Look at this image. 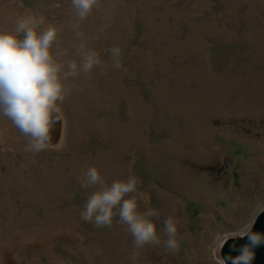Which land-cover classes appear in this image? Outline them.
<instances>
[{"label":"rangeland","instance_id":"374dc122","mask_svg":"<svg viewBox=\"0 0 264 264\" xmlns=\"http://www.w3.org/2000/svg\"><path fill=\"white\" fill-rule=\"evenodd\" d=\"M111 0H105L110 3ZM112 26L90 44L122 69L72 81L51 130L56 147L33 155L0 117V264H226L227 241L264 210V0H115ZM37 12L72 40L70 0H0V29ZM100 26L94 12L82 28ZM97 166L106 181L135 173L140 211L155 208L160 246L135 249L123 226L80 212ZM174 217L178 250L164 248Z\"/></svg>","mask_w":264,"mask_h":264},{"label":"clouds","instance_id":"9594fccd","mask_svg":"<svg viewBox=\"0 0 264 264\" xmlns=\"http://www.w3.org/2000/svg\"><path fill=\"white\" fill-rule=\"evenodd\" d=\"M74 22L71 41L61 39L63 26L50 22L41 13L26 12L12 19V26L0 29V117L11 122L25 138L24 151L33 155L53 149L51 130L63 118L61 105L73 90L72 81L87 78L94 71L103 76L111 69H122L123 53L119 46L101 52L90 44L112 26L116 14L115 0H70ZM96 12L100 26L93 36L82 28L83 23ZM82 188L92 189L80 217L96 227L116 223L133 238L135 249L160 246L154 219L160 213L152 207L140 211L137 191L142 179L130 173L124 179L106 181L97 166H90L78 181ZM167 239L164 248L169 253L178 250L177 224L172 216L162 221ZM251 247L240 250L233 264H251V248L264 242L260 236L250 238Z\"/></svg>","mask_w":264,"mask_h":264},{"label":"water","instance_id":"95a60500","mask_svg":"<svg viewBox=\"0 0 264 264\" xmlns=\"http://www.w3.org/2000/svg\"><path fill=\"white\" fill-rule=\"evenodd\" d=\"M260 236L264 238V210L256 218L253 228L243 237L232 238L226 242L222 250V256L226 264H233L234 259L239 256L240 250L245 246L251 247L250 238ZM254 257L251 264H264V242L251 248Z\"/></svg>","mask_w":264,"mask_h":264},{"label":"bare ground","instance_id":"6f19581e","mask_svg":"<svg viewBox=\"0 0 264 264\" xmlns=\"http://www.w3.org/2000/svg\"><path fill=\"white\" fill-rule=\"evenodd\" d=\"M255 221V220H254Z\"/></svg>","mask_w":264,"mask_h":264}]
</instances>
